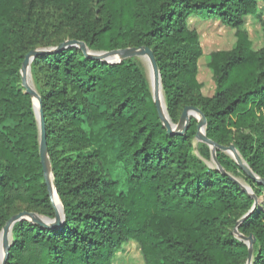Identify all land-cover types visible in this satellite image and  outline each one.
Returning a JSON list of instances; mask_svg holds the SVG:
<instances>
[{
    "label": "trees",
    "instance_id": "trees-1",
    "mask_svg": "<svg viewBox=\"0 0 264 264\" xmlns=\"http://www.w3.org/2000/svg\"><path fill=\"white\" fill-rule=\"evenodd\" d=\"M257 1L0 0V231L18 206L55 216L32 97L19 83L37 37L65 28L89 50L150 48L170 121L178 123L186 106L199 108L206 136L234 145L264 179V48L253 51L239 29ZM51 7L62 12L45 16ZM190 17L236 28L235 46L209 56L210 97L200 91L201 48ZM132 58L108 63L75 46L33 57L51 184L64 219L51 227L16 221L5 264H111L130 239L145 264H264V184L220 151L226 174L200 161L192 152L195 118L182 133L167 131ZM104 145L115 151L122 180L108 169ZM236 169L252 195L229 178ZM237 223L240 234L254 238L250 253L233 233Z\"/></svg>",
    "mask_w": 264,
    "mask_h": 264
},
{
    "label": "rangeland",
    "instance_id": "rangeland-1",
    "mask_svg": "<svg viewBox=\"0 0 264 264\" xmlns=\"http://www.w3.org/2000/svg\"><path fill=\"white\" fill-rule=\"evenodd\" d=\"M61 12L62 10L55 9L52 7L44 10L45 16L58 15ZM187 26L189 29L193 30L196 33L201 48V55L197 60V79L201 84L200 91L203 96L210 97L214 93L215 83L213 80L212 70L208 66L209 56L213 52L228 51L235 46L237 40L236 28L225 26L216 18L198 19L195 17H190L187 19ZM239 29L245 33L247 39L251 43V49L253 51H258L264 48V1L258 0L256 2L255 13L245 16L242 20V24L239 26ZM71 32L72 30L70 28H65L63 31H60L58 33L38 36L37 37L38 43L36 48L53 49L60 41L62 42L64 40L71 39L70 38ZM89 51L95 53L101 50L90 49ZM131 60L140 69L141 73L145 78L147 87L151 91L152 88L150 86L148 61L143 57H139V56H135ZM28 73H29V77L27 78L29 79L28 84L33 88H35L36 85L34 83V79L31 73V66H29L28 68ZM20 77H21V73H20ZM19 87L24 89L25 92V88L22 85L21 80L19 83ZM32 106L34 108L33 98H32ZM165 108H166V103H165ZM190 117L195 118L197 121L200 119V117L198 118L194 116H190ZM177 124L178 123H176L175 125ZM216 151L222 152L231 161L235 162L239 166L236 159L230 154L231 152L221 151L218 149ZM103 152L106 160V165L110 170V172L112 173V176L115 179L122 180V171L119 163L115 159V151L113 149H110V147H106V145H104ZM192 152L209 169L218 170L215 167V164L212 159L211 146H209L204 142L196 140L194 137ZM238 156L240 157L241 162L247 165L245 159H243V157L239 153ZM229 175H231L234 179H236L244 186H246L248 189H250V186L246 181V176L242 171L239 172V169H236V171L230 172ZM49 179L51 183V170H50ZM17 210L22 211V207L18 206L16 211ZM236 236L239 239H241L238 235ZM110 263L111 264H145V260L139 244L135 240L130 239L122 246L120 250H118L113 254Z\"/></svg>",
    "mask_w": 264,
    "mask_h": 264
},
{
    "label": "water",
    "instance_id": "water-1",
    "mask_svg": "<svg viewBox=\"0 0 264 264\" xmlns=\"http://www.w3.org/2000/svg\"><path fill=\"white\" fill-rule=\"evenodd\" d=\"M70 46L78 47L85 55L91 56L92 58L102 60V61H105L108 63L118 62V61H121L123 59L131 58V57H135V56L143 57L149 63V69H150V72L152 75L154 90L158 89L159 83L161 85L160 73H159V70L157 67L155 57L153 55L152 50L148 47H126V48L114 49V50H109V51H99V52L93 53V52L89 51V49L87 48L86 44L83 41L76 40V39H69V40H65V41L61 42L57 47H55L53 49L36 48V49L29 50L25 54L23 62H22V66L20 69L21 81H22V85L25 88V93L29 94L32 98L33 97L36 98V100H37V110H35V107H34V110L36 112L37 126H38V131H39V136H38L39 157H40V162L42 165V170H43L45 182L48 185V190H49L51 202H52L54 210H55V216H54V218L51 219L48 217L41 216V215L37 214L36 212H32V211H21L19 213L12 215L6 221L5 225L3 226V228L0 232V236L2 238V248H3V258H2L1 264H5V260L8 256V252H9V248H10V240H11V230H12L13 224L16 221H19L22 219H27V220L32 221V222H37L40 225L51 227V226L59 225L62 222V220L64 219L63 207H62L61 203H60V210L58 211V209H57V207L53 201L52 191H54L55 193H56V191H55V187L50 183V181H49L50 179L48 176V171L51 169H50V165L48 162L47 144H46V129H45L43 112H42V109L40 106V97H39L36 89L28 84V79H27L26 74L28 73V68H29L30 63H31V61L35 55L43 53V52L57 51V50H60V49L66 48V47H70ZM161 88H162V85H161ZM151 94H152V98H153L154 104L156 106L159 118H160L162 124L164 125V127L166 128V130L169 132H180V133H182L187 127L190 116H194L197 118L200 117V119L197 121L195 139L198 141L204 142V143L208 144L209 146H211L212 159H213V162L215 164V167L218 170H220L221 172L226 174V172L221 168V166L219 165V163L217 161L216 150L218 149L221 151L236 152L237 153L234 145L231 144L229 146H223V145H219L216 142L209 139L205 133V128H206L205 117L203 116L200 109L195 107V106H186L183 108L177 125L173 124L170 121L169 117L167 120L164 119V117L162 116V113L160 111V106H159L158 100L156 99L152 90H151ZM235 159H236L237 163L239 164V166L242 168V170L246 173V175L249 178H251V179H253V180H255L261 184H264V179H260L255 173H253L249 169V167L246 164L241 162V159L238 156V153H237V156L235 157ZM228 176L230 179H232L233 181L238 183L239 186L242 188V190H244L248 194L252 195V192L250 189L246 188L239 181L234 179L231 175L228 174ZM256 203H257V199L254 197L253 205H255ZM251 211H252V209L249 210L246 214H244L238 220V222H240L247 215H249L251 213ZM237 225H238V223L236 224L235 228L233 229V233L238 235L241 238V240H243L248 245V251L250 253L252 250V245L254 243V238L252 235L244 236V235L240 234L238 232V230L236 229ZM8 232H10V235H8ZM247 264H251L250 259H248Z\"/></svg>",
    "mask_w": 264,
    "mask_h": 264
},
{
    "label": "bare ground",
    "instance_id": "bare-ground-1",
    "mask_svg": "<svg viewBox=\"0 0 264 264\" xmlns=\"http://www.w3.org/2000/svg\"><path fill=\"white\" fill-rule=\"evenodd\" d=\"M27 78L29 77V73L26 74ZM149 78H150V86L152 88L153 94L155 95L156 99L158 100L159 106H160V111L162 113V116L164 117V119H168L167 113H166V108H165V101H164V96H163V91L161 88V85L159 83L158 85V89L154 90V84H153V80H152V75L149 69ZM29 80V79H28ZM33 102H34V107L35 110H37V100L36 98L33 97ZM234 158L237 156L236 152H231L230 153ZM48 176H50V170L48 171ZM242 184V183H241ZM243 185V184H242ZM246 187V186H245ZM247 188V187H246ZM53 193V201L58 209V211L60 210V201L56 195V193L54 191H52ZM8 235H10V232H8ZM2 258H3V250H2V238L0 236V264L2 262Z\"/></svg>",
    "mask_w": 264,
    "mask_h": 264
}]
</instances>
